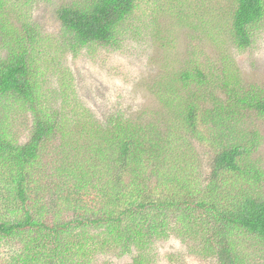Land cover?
Segmentation results:
<instances>
[{
  "label": "trees",
  "instance_id": "1",
  "mask_svg": "<svg viewBox=\"0 0 264 264\" xmlns=\"http://www.w3.org/2000/svg\"><path fill=\"white\" fill-rule=\"evenodd\" d=\"M137 1L60 6L61 39L112 46ZM234 1L227 37L244 49L264 21V0ZM14 11L0 0V264H89L102 248L132 254L129 264H149L154 243L171 234L192 237L191 246L216 264H264V175L250 158L264 137L244 124L246 110L264 121V89L243 90L233 66L196 61L180 71V85L158 90L169 118L112 114L86 131L83 121L74 128L71 157L63 142L72 135L70 119L39 103L40 31L16 28ZM176 85L183 96L169 97ZM16 108L29 118L22 141L6 120ZM194 141L207 162L202 179ZM49 142L61 156L53 168L41 159ZM67 235H74L71 247Z\"/></svg>",
  "mask_w": 264,
  "mask_h": 264
},
{
  "label": "rangeland",
  "instance_id": "2",
  "mask_svg": "<svg viewBox=\"0 0 264 264\" xmlns=\"http://www.w3.org/2000/svg\"><path fill=\"white\" fill-rule=\"evenodd\" d=\"M10 1L16 16L11 12L9 19L16 28L37 26L40 31L36 46L41 51L38 65L43 74V92L39 103L49 113L53 110L70 119L68 128L72 135L69 139L64 137L63 142L70 146L71 157L74 156V128L79 125L81 129L83 121H88L84 126L86 131L112 114L148 122L157 118V111L163 113V120L169 118L171 114L165 109L167 100L160 97L158 90L170 84L180 85V71L194 68L196 61L200 66L205 63L214 69L230 70L233 66L239 74L233 76L243 90L248 92L252 84L264 89V21L256 28L255 41L244 49L237 48L226 31L230 28L234 0H138L134 11L118 27V37L112 46L98 43L72 46L69 35L67 40L61 39L63 29L57 8L81 0ZM174 89V93L172 90L168 93L169 97L183 96L180 86ZM245 115L246 128H255L264 137V121L248 110ZM6 120L13 137L18 141L27 137L29 118L23 110H9ZM194 144L198 147L194 159H198L199 167L190 175L195 173L199 177L200 174L202 179L208 171L207 162L198 144L195 141ZM56 151L49 142L41 156L47 168H53L56 159H60ZM250 158L260 163L264 175V138ZM260 188L264 194V184ZM60 213L72 214L70 210ZM190 240L192 237L183 240L171 234L156 241L149 264H216L214 258L197 250V245L191 246ZM65 241L68 246L74 244V235L65 236ZM111 251L97 249L89 264L132 261V254L116 255ZM4 254L5 251L0 256Z\"/></svg>",
  "mask_w": 264,
  "mask_h": 264
}]
</instances>
